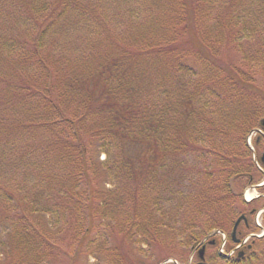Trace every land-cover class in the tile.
Segmentation results:
<instances>
[{"label": "trees", "instance_id": "16d2710c", "mask_svg": "<svg viewBox=\"0 0 264 264\" xmlns=\"http://www.w3.org/2000/svg\"><path fill=\"white\" fill-rule=\"evenodd\" d=\"M21 3L37 22V35L23 44L26 70L19 86L6 85L3 78L13 76L0 73V163L17 155L6 151L8 138L25 135L29 143L17 150L25 170H31L23 178L28 182L26 173L32 171L37 190L25 193L35 196L26 209L39 213L59 206L61 198L86 196L89 212L103 211L92 206L93 199L105 203L107 196L95 186L104 177L95 161L100 146L107 154V176L133 180V196L153 197L148 202L156 212L164 211L163 199L169 203L168 223L154 218L155 231L168 226L171 235L186 232L195 246L215 229L233 228L245 213L241 206L254 201H245L243 189L258 184L263 173L257 153L264 146V90L217 61L224 27L234 17L228 2L216 15L210 0ZM81 32L85 44L70 39ZM10 106L16 107L7 114ZM128 145L144 152L133 159L126 154ZM189 160L190 174L175 175ZM241 179L246 185H239ZM55 182L61 184L52 189ZM9 189L1 182L0 198L14 197ZM48 189L57 202H42L51 200ZM68 202L58 210L76 208ZM34 230L25 223L27 240ZM261 241L264 237H254L236 258L216 253L215 259L252 264Z\"/></svg>", "mask_w": 264, "mask_h": 264}, {"label": "rangeland", "instance_id": "374dc122", "mask_svg": "<svg viewBox=\"0 0 264 264\" xmlns=\"http://www.w3.org/2000/svg\"><path fill=\"white\" fill-rule=\"evenodd\" d=\"M210 1H213L210 8L212 14H219L224 0ZM226 1L234 17L231 25L224 27L226 33L223 41L218 44L217 61L220 65H224L229 73L250 78L249 80H252L256 86L264 90V0ZM232 2L234 8H231ZM32 19L25 13L21 0H0V35L2 34L0 36L2 39L0 40V73L13 76V78L9 77L12 79L3 78L6 85L20 83L19 80L23 78V72L26 70L25 60L22 58L25 55L24 52V55L22 54V50H25L23 44L34 40L37 35V22ZM214 22L209 21L208 24L211 25ZM82 36L84 32H81L78 37L71 36L70 39L78 40L79 44H85L87 41L81 38ZM2 88L0 86V101L3 103ZM15 107L10 106L7 114H12L11 110ZM15 134L11 138L8 135L9 146L4 145V147L7 148L6 151L15 152L16 157L10 159L11 161L4 158L0 163V183L8 185L9 190L14 194L12 198H0V222H2L0 224V264H200V262L226 264L215 259V254L221 252L231 255L225 258H236L238 252L254 237H264V185L260 186L264 183L263 171L258 184H250L243 189L245 201H254L241 206L240 210L245 212L242 216L246 221L240 222L235 235L233 236L235 225L230 229H228L229 226L225 227L224 234L221 233V229H215L208 234L210 235L208 238L201 239L202 241L194 246V241L188 238L186 232L171 235L168 226H164L161 233L159 230L155 231L151 225L154 218L162 223H168L166 215L170 211L169 203L164 202L163 199L164 211L160 209L156 212L154 205L148 202L153 197L143 194L133 196L135 187L133 180L121 177L122 175L121 178L111 177V174L107 176L106 164L103 163L107 154L103 153L100 146L94 151L95 161L104 177L96 179L95 186L102 189L107 196L105 203L102 199H93L92 206L103 211L94 213L90 210L89 212L86 207V205L89 206V201L85 196L81 200L64 197L58 201L59 206L54 203L46 209H41L42 212H36L38 214L32 213L30 209H26V206L34 202L32 198L35 197L34 192H37L31 184L35 180L32 179L34 174L32 171L26 173L31 176L26 185L23 174L31 169L29 167L25 170L27 166L22 165L20 153L17 150L29 142L25 140V135L20 136L16 132ZM32 143L31 141L28 146ZM250 145H252L251 140ZM252 148L255 150L254 147ZM141 152H144L141 146L126 147V154L133 159ZM263 152L264 146H261L257 153L259 158ZM191 164L189 160L188 165L178 169L175 175L186 178L191 172ZM259 168L262 167L259 166ZM13 169L16 170L11 173ZM165 179L168 181L167 178ZM238 182L241 186L246 185L247 181L241 179ZM60 184L55 182L52 189L58 188ZM18 185L25 186L26 189L23 187L24 189L19 191ZM64 185L66 182H63ZM28 190L34 192L26 196L25 193L29 192ZM53 193L51 189L50 191L48 189L45 196L51 200L43 199L42 202H57L52 196ZM249 195L252 196L251 199H248ZM64 201L67 204H69L68 201H73L77 209L72 210L68 207L58 210L57 207L64 206ZM1 205L6 206L5 212L1 210ZM252 210H255L254 213ZM25 223L35 228L29 240L25 237L29 234L24 233ZM221 235H225V238L220 237ZM210 239L212 243L207 244L206 241ZM223 239L225 244L222 246L223 250H220ZM262 243L252 264H264V241ZM203 248L204 259L199 257V252ZM237 264L241 263L238 261Z\"/></svg>", "mask_w": 264, "mask_h": 264}, {"label": "water", "instance_id": "95a60500", "mask_svg": "<svg viewBox=\"0 0 264 264\" xmlns=\"http://www.w3.org/2000/svg\"><path fill=\"white\" fill-rule=\"evenodd\" d=\"M260 160H261V162H262L263 165H264V152L262 153V155H261V157H260ZM261 185H264V183L260 184V186H261ZM256 187H257V186H256ZM242 219H245V217L242 216V217H240V218L237 220V222H236V224H235V228H234L233 236L235 235L236 230H237V227H238V225L240 224V222L242 221ZM245 220H246V219H245ZM234 240H235V239H234ZM235 241L237 242L238 240H235ZM199 255H200L201 258H204V248L200 250Z\"/></svg>", "mask_w": 264, "mask_h": 264}, {"label": "bare ground", "instance_id": "6f19581e", "mask_svg": "<svg viewBox=\"0 0 264 264\" xmlns=\"http://www.w3.org/2000/svg\"><path fill=\"white\" fill-rule=\"evenodd\" d=\"M252 196L249 195L248 199H251Z\"/></svg>", "mask_w": 264, "mask_h": 264}]
</instances>
